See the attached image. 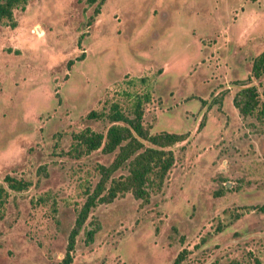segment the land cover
I'll return each instance as SVG.
<instances>
[{"label":"rangeland","instance_id":"obj_1","mask_svg":"<svg viewBox=\"0 0 264 264\" xmlns=\"http://www.w3.org/2000/svg\"><path fill=\"white\" fill-rule=\"evenodd\" d=\"M27 0L0 21V264H54L99 163L72 134L105 131L112 102L142 100L151 133L184 132L159 190L90 208L70 264H264V115L232 97L248 80L264 105V0ZM89 111H95L88 116ZM201 120V124L198 125ZM125 173L120 167L113 176ZM98 229L86 241L84 230Z\"/></svg>","mask_w":264,"mask_h":264},{"label":"trees","instance_id":"obj_2","mask_svg":"<svg viewBox=\"0 0 264 264\" xmlns=\"http://www.w3.org/2000/svg\"><path fill=\"white\" fill-rule=\"evenodd\" d=\"M27 0H0V21L7 20L10 26L15 25L13 9L23 7ZM92 2L93 0H88ZM102 0H98L93 11H99ZM264 73V49L256 54L251 61L248 78H259ZM232 103L242 116L255 115L262 118L264 105L260 102L256 85L250 80L242 83L235 91ZM95 111H89L88 116ZM142 100L136 98L131 106L130 114L120 109L117 103L112 102L106 113L108 124L105 131H96L89 127L72 134L73 144L71 151L78 156L92 149L99 148L102 152L115 151L108 164L99 163L97 170L98 180L77 210L74 222L68 232L62 256L54 264H70L75 235L82 226L89 210L97 202L111 201L118 194L130 192L140 202H147L150 192L159 190L168 170L174 162V155L170 145L186 137L184 132L159 131L151 133L142 123ZM201 124V120L198 125ZM125 168V173L113 176V172ZM5 185L0 183V203L8 191H18L27 187L23 179L5 174L2 178ZM264 209V203L259 205ZM90 226L84 230L86 241H91L94 232L98 229L96 220L89 221ZM178 252L174 258L177 264L182 256ZM255 264H261L258 258H253ZM209 264H244L235 259L227 263L212 261Z\"/></svg>","mask_w":264,"mask_h":264}]
</instances>
